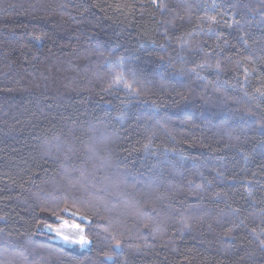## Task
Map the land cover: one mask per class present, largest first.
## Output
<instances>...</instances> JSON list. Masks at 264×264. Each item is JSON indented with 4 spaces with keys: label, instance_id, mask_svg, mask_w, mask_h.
Returning <instances> with one entry per match:
<instances>
[{
    "label": "trees",
    "instance_id": "16d2710c",
    "mask_svg": "<svg viewBox=\"0 0 264 264\" xmlns=\"http://www.w3.org/2000/svg\"><path fill=\"white\" fill-rule=\"evenodd\" d=\"M58 219L90 245L55 241ZM260 240L264 0H0V251L264 264Z\"/></svg>",
    "mask_w": 264,
    "mask_h": 264
},
{
    "label": "rangeland",
    "instance_id": "374dc122",
    "mask_svg": "<svg viewBox=\"0 0 264 264\" xmlns=\"http://www.w3.org/2000/svg\"><path fill=\"white\" fill-rule=\"evenodd\" d=\"M108 141V139H106L105 136H102L101 139L99 140V145L101 148H103L105 146V142ZM91 146V144H90ZM49 148L47 147V152ZM88 157H90L89 159H91V161H95V154L93 153H89ZM101 167H106V168H112L111 165L107 164V162H101L100 168ZM63 176H64V181H65V185L67 186L68 191H73L74 189H76L77 187L81 188V181H77V183L75 181H73L72 179L69 178V176L67 175L66 172V168H63ZM93 174L89 173L86 175H83L85 178H90ZM113 178L109 181L103 182L102 186L104 188V192H110V191H114L117 190L118 188L121 189L124 188L125 186V182L121 179V176L119 174V172H116L115 174L112 175ZM83 178V177H82ZM56 187V186H54ZM83 194H87L85 193V191H83ZM67 199L65 197L60 196L59 198H49L46 197L44 199V203H50L52 205H57V204H61V202H65ZM114 204V203H113ZM135 206V204L132 202V200L130 199H121L120 201H118V203H115L113 209L115 210V208L117 207H125L127 208V212L124 213L122 212L123 215H129L132 213H129V208H133ZM112 207V206H111ZM108 208V207H107ZM110 207L108 208L109 211ZM58 225L54 226L53 228H48L46 229V231L53 233L52 235H54V240L57 242H61L64 244H76L78 245L80 248H87L90 245V240L87 238V236H85V234L83 233V235L87 238V243H85L84 245H81L79 243H70L69 241L65 240L63 237L64 235H67L70 237V239L72 240H78L79 236L76 235V232L78 231L75 228H72L71 225L72 224H77L75 221H66L64 219H58ZM67 222V227H63V231L61 235H57L55 229L61 228L64 225V222ZM78 225V224H77ZM113 227L116 228V230H118V233H121V227H118L116 225H113L112 223L109 224V228L113 231ZM83 229V228H82ZM123 232L125 230H122ZM53 238V237H52ZM33 245V244H32ZM29 242H25V246L27 247V250H25L24 253L22 252H18L15 251L13 249H11L8 245H5L2 247L1 251H0V260L5 262L6 264H17L16 262H22L25 264H37L39 263L40 259H38V257H40V254L42 257H44V254H47L50 258L52 257V255L50 254V251L48 249H46V247L44 246H40V245H36L32 246ZM32 258V259H30ZM48 258V257H47ZM47 258H44L45 260H47ZM51 258V261H53ZM0 261V262H1ZM49 262V261H47Z\"/></svg>",
    "mask_w": 264,
    "mask_h": 264
},
{
    "label": "snow or ice",
    "instance_id": "6c2138e0",
    "mask_svg": "<svg viewBox=\"0 0 264 264\" xmlns=\"http://www.w3.org/2000/svg\"><path fill=\"white\" fill-rule=\"evenodd\" d=\"M152 2L153 3H156V0H152ZM160 7H163V5H160ZM212 19H215V18L213 17ZM36 39H40V38L39 37H36ZM125 87L126 88H131V85L125 84ZM67 226H68L67 225V222L65 221L64 222V225L61 228L55 229L57 235H61L62 234V231H63V227H67ZM45 227L51 228L52 226L51 225H45ZM71 227L78 230L76 232V235L79 236V239L78 240H72L67 235H64L63 238L65 240L69 241L70 243H79L81 245H84L85 243H87V238L83 235V229L80 227V225L72 224ZM259 244H260L261 251H264V240H260Z\"/></svg>",
    "mask_w": 264,
    "mask_h": 264
}]
</instances>
